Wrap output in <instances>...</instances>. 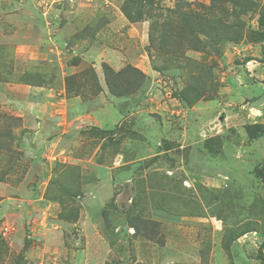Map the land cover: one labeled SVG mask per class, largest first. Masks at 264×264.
I'll return each instance as SVG.
<instances>
[{
  "label": "rangeland",
  "instance_id": "374dc122",
  "mask_svg": "<svg viewBox=\"0 0 264 264\" xmlns=\"http://www.w3.org/2000/svg\"><path fill=\"white\" fill-rule=\"evenodd\" d=\"M126 1L0 0V264H264V0Z\"/></svg>",
  "mask_w": 264,
  "mask_h": 264
},
{
  "label": "trees",
  "instance_id": "16d2710c",
  "mask_svg": "<svg viewBox=\"0 0 264 264\" xmlns=\"http://www.w3.org/2000/svg\"><path fill=\"white\" fill-rule=\"evenodd\" d=\"M153 6H154L153 0H127L123 6V12L125 14V17L130 22H136V21L141 20L144 17V15H145V17H147L149 19V17L151 16V13H152L151 10L153 9ZM142 7L144 8V10L148 9V11L147 12L142 11L141 10ZM263 19L264 18L261 19V24L263 23ZM217 24H219V22ZM152 31H154V29L152 28V25H151V42L153 40ZM189 34H193V32H191ZM261 35L264 39V31L261 33ZM134 72L138 73L135 70H134ZM105 73L106 74L111 73V70L109 69L108 66H105ZM185 101L187 102L188 105H191L192 103H194L195 99L193 100V102L191 100H188V99H186ZM246 129H247V134L251 140H254L258 137L264 136V126H260L258 124L249 125L246 127ZM254 175L257 179H259L262 183H264V163L255 168ZM263 244H264V242H263Z\"/></svg>",
  "mask_w": 264,
  "mask_h": 264
}]
</instances>
